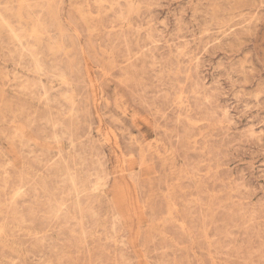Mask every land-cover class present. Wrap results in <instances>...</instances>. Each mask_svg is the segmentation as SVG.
<instances>
[{
  "label": "rangeland",
  "instance_id": "rangeland-1",
  "mask_svg": "<svg viewBox=\"0 0 264 264\" xmlns=\"http://www.w3.org/2000/svg\"><path fill=\"white\" fill-rule=\"evenodd\" d=\"M0 17V264H264V0Z\"/></svg>",
  "mask_w": 264,
  "mask_h": 264
},
{
  "label": "bare ground",
  "instance_id": "bare-ground-1",
  "mask_svg": "<svg viewBox=\"0 0 264 264\" xmlns=\"http://www.w3.org/2000/svg\"><path fill=\"white\" fill-rule=\"evenodd\" d=\"M102 1V0H101ZM131 1V0H130ZM101 3V2H100ZM22 4V3H21ZM19 5V4H18ZM23 5V4H22ZM17 13V12H16ZM0 23L2 24V25H4V26H6V27H9L8 26V24L5 22V20H4V18H2V17H0ZM36 29V28H35ZM8 30H10L9 32H11V33H13V30L12 29H9L8 28ZM34 31V30H33ZM35 34V33H34ZM34 34H33V37H34ZM37 34V33H36ZM14 36V35H13ZM15 37V36H14ZM13 37V38H14ZM16 41H17V39L16 38H14ZM138 121V120H137ZM71 142V141H70ZM19 191V190H18Z\"/></svg>",
  "mask_w": 264,
  "mask_h": 264
}]
</instances>
